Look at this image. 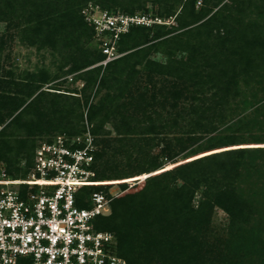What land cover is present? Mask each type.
Segmentation results:
<instances>
[{"label":"rangeland","instance_id":"rangeland-1","mask_svg":"<svg viewBox=\"0 0 264 264\" xmlns=\"http://www.w3.org/2000/svg\"><path fill=\"white\" fill-rule=\"evenodd\" d=\"M122 1L105 0V5L120 11L125 6L123 4H129L128 0ZM249 1L236 0L230 11L242 23L258 27L264 40V6L255 8ZM118 2L122 5H117ZM184 2L134 0L133 4L154 12H163L164 7L172 6L173 16L165 17L164 20L169 23L166 27L177 29L174 32L177 34L189 27L181 28L179 23L184 18ZM226 2L228 0L222 1V4H219V0H206L208 7H216L202 20L212 17ZM176 16L178 20H174ZM22 21L18 19L9 24L0 22V121L4 122L0 130L39 93H44L43 97L31 106V111L22 115L18 122L21 127H12L13 131L7 134L24 135V138L31 137L33 132L43 135L39 132L65 126L69 121H80V114L83 119L84 115L87 119L90 107L99 106L106 95L116 98L107 107L91 115L93 123L98 125L99 138L102 140L100 168L102 170L109 164L111 172L108 173L122 174L119 178L136 176L101 181L109 185V191L115 195L119 193V184L128 182L127 186H134L140 183L141 186L147 178L157 176L156 190L153 186V191H165L163 194L157 193L160 199L174 198L176 186L182 185V181L176 177L178 168L189 175L191 180L202 181L212 193L220 189L231 190L239 202L235 215L224 212L212 204L211 200L205 199L202 189L196 190L192 207L195 211L199 210V213L189 220L190 229L186 235L189 242L185 241L183 245L189 244L190 250L183 261L226 264L225 258H229L232 261L236 259L240 264H264V63L257 75L243 80L237 77L235 92L232 91L225 101L218 99L225 102L224 106L214 107L210 98L215 89L211 88V84L202 83L206 81L203 76L199 84H196L198 78L191 81L170 69L169 57L182 61L188 57L189 49L180 45L169 44L168 47L158 49L145 47L144 53L136 60L142 62L136 66L138 74L127 85H113L106 89L97 81L89 87L86 77H82L87 69L72 70L73 59L79 50L71 48L73 51L69 52L64 49L60 53L49 47L38 50L18 34L23 26ZM96 46L95 40H88L82 49L88 51ZM71 53L73 59L69 57ZM147 61L152 62L149 68L144 66ZM204 63V60L199 62L200 70L205 69ZM33 87L36 91L28 97ZM49 95L79 99L81 108H76L69 99L68 105L63 106L56 97ZM22 102V106H18ZM207 106L213 107L212 111L206 112L205 118L211 120L212 124H207V130L202 131V127H195L194 124L201 113L204 117L203 112ZM17 107H20L19 110L11 115V111ZM71 108H76L73 115L68 112ZM148 116L152 118L151 121L147 120ZM126 121L127 125L124 124ZM202 121L204 123L205 120ZM38 123L40 127L36 128ZM148 126L153 130L152 134L148 133ZM231 135L239 138L237 144L208 149V138H214L211 139L213 143H225L226 137ZM120 137L127 139L126 150L117 155L113 154L114 150H106L104 142H114ZM143 139L153 141L142 144L140 140ZM141 145L143 147H139ZM230 151L234 152L235 162L230 160L225 172L217 166L225 161H214L212 155ZM151 166L156 167L155 170L141 180L137 174L143 171L141 169ZM146 256L148 260L153 255ZM141 258L145 261L143 256Z\"/></svg>","mask_w":264,"mask_h":264},{"label":"trees","instance_id":"trees-1","mask_svg":"<svg viewBox=\"0 0 264 264\" xmlns=\"http://www.w3.org/2000/svg\"><path fill=\"white\" fill-rule=\"evenodd\" d=\"M133 1L128 0L129 4H123L125 6H122L123 9L119 11L115 7L105 5V0H0V22L9 24L18 19L23 20V26L18 30V34L22 36V40L27 41L31 46H36L38 50L47 47L58 53L64 49H68L69 52L73 51L71 48L79 50L74 59L71 57L72 53L69 55L74 61L72 70L88 68L82 77H86L87 86L89 87L93 86L97 81L101 87L106 89L112 88L113 85H127L138 74L136 66L141 65L142 62H137L136 60L144 53L145 47L158 49L170 45L185 46L189 49L187 59L182 61L169 57L170 64L174 65H169V67L171 70L179 72L180 75H185L191 81L198 78L199 80H195L196 84H199L203 76L206 81L202 83L211 84V88L215 89L210 98V101L215 104L214 107L224 106L225 102L223 103L218 99L225 101L226 97L235 90L237 77L243 80L257 75L261 64L264 63V40L259 33L260 30L253 24L242 23L230 11L232 3L236 2V0H228V3H224L206 21L202 19L206 18L216 6L208 7L206 0H201V5L196 7L198 0H185V5L182 7L184 18L180 19L179 23L181 28L189 26L187 30L176 34L174 32L177 29L164 25H154L150 28H131L118 42V51L124 53L122 57L109 63L105 68L100 66L90 68L99 63L104 57L98 46H96L97 49L94 48L88 51L82 49L86 41L94 42L92 27L86 24L80 15L81 9L88 3L97 4L111 12H120L128 15L149 14L161 19L173 16L171 12L172 6L164 7L162 9L163 12H154L151 9L141 8L139 5L134 6ZM222 1L224 0H219V4H222ZM249 3L253 4L255 8L264 6V0H250ZM117 5H122V3L118 2ZM175 19H177V16ZM213 30H216L215 34ZM192 42H194L193 45L191 44ZM82 56L83 58L80 59ZM133 59L135 61L130 63ZM203 60L205 63L208 61L207 63L210 65L207 66L208 64L204 63L205 69L200 70L198 64ZM150 64L152 62L147 61L144 66L149 68ZM180 75H178V78ZM35 91L36 88L33 87L28 97H31ZM43 95L44 93H39L0 130V169L5 171L8 178H17L16 176L24 178L26 176L32 163L34 150L40 142L49 141L58 133L76 135L81 131L83 117L80 114V121H69L65 126H59L46 132L40 131L39 133L43 135H36V132H33L31 135L29 134L31 137L24 138V135L7 134L6 132L13 131L12 127H21L18 122L22 115L31 111V106L37 100H40ZM49 96L56 97L63 106L68 105V99L72 100V103L78 109L82 105L79 99L60 95ZM114 100L116 98L106 95L100 101L99 106L101 107L93 105L89 109L90 114H88L87 119L92 125L91 131L97 145L93 165L95 171L94 179L96 181H116L136 176L119 178L118 176H122V174H117V172L108 173L111 166L109 164L102 170L100 168V160L103 156L101 152L102 140L99 138L98 125L93 123L91 115H95V111L98 112L103 107H107ZM22 104L23 102L18 106H22ZM19 108H14L11 111V115L16 113ZM76 108H71L68 111L69 114L73 115ZM212 110L213 107L207 106L203 112L204 117L201 113L194 126L202 127V131L207 130V124L211 125L212 121L205 119L206 112ZM122 119L125 120L126 118L123 117ZM151 119L150 116L147 117V120L151 121ZM202 120H205L204 123H202ZM50 122H53V119H50ZM126 122H124L125 125L128 124ZM3 124L4 122L0 121V125ZM35 127L39 128L40 124H36ZM147 129L148 133L152 134L153 130L149 126ZM188 139L191 140L190 137ZM211 139L213 140L214 138L210 137L206 142L208 143V149H218V147L222 148V146L228 144L234 145L239 140L235 135L226 137L225 143L218 141L213 143ZM112 141H103L106 150H114L113 154L115 155L122 150H126L127 139L120 137L117 141ZM140 141L142 144L145 141L151 143L153 139ZM232 153L234 152L216 153L212 155V159L214 161L224 160L225 163H219L217 166L226 172L230 160H235ZM154 166L141 169L143 171L138 173L137 176L141 177V180L146 179L147 177L145 176L155 170L156 167ZM180 169L176 170L178 172L176 177L182 181V185L176 186L177 193L174 198L160 199L157 193L163 194L165 191L161 189L153 191L152 187H156L157 176L147 178L142 182L141 186H139V183L128 188L126 184H119V193L116 196L108 194L107 197L111 199L110 214L105 217H98L97 229L114 235L116 239V254L124 258L127 264H201L198 263V260L196 263H192V260L183 261V258L187 256L190 250L189 244L185 243L183 245V242L188 241L186 235L190 229L189 220L192 219L193 215L199 213V210L195 211L192 207V200L197 192L196 190L202 189L205 199L211 200L212 204L224 212L237 214L239 202L236 200L235 193L227 189H220L212 193L202 181H198V179L191 180V177ZM108 186L104 188H85L83 193L87 194L93 190L103 189L104 193L107 194L109 191ZM201 204L200 202L199 206ZM146 254L153 256L146 260ZM141 256H143L145 261L142 260ZM225 261L226 264H240L236 259L232 261L229 258H225Z\"/></svg>","mask_w":264,"mask_h":264},{"label":"built area","instance_id":"built-area-1","mask_svg":"<svg viewBox=\"0 0 264 264\" xmlns=\"http://www.w3.org/2000/svg\"><path fill=\"white\" fill-rule=\"evenodd\" d=\"M80 15L104 57L90 68L122 57L118 42L131 28L169 25L149 14L111 12L92 3ZM83 120L80 133L40 142L24 178H8L0 169V264H127L116 254L114 235L97 229L98 217L110 214L108 194H116L83 193L108 186L94 179L97 145L92 125L85 115Z\"/></svg>","mask_w":264,"mask_h":264},{"label":"bare ground","instance_id":"bare-ground-1","mask_svg":"<svg viewBox=\"0 0 264 264\" xmlns=\"http://www.w3.org/2000/svg\"><path fill=\"white\" fill-rule=\"evenodd\" d=\"M104 183V182H103ZM106 184V183H105Z\"/></svg>","mask_w":264,"mask_h":264}]
</instances>
